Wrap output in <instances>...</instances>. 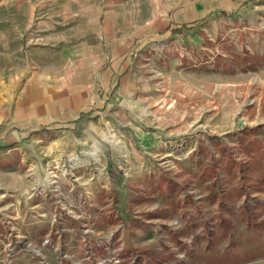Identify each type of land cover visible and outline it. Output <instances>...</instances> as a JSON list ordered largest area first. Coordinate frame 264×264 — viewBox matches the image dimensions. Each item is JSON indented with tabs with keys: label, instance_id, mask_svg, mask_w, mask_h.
I'll return each instance as SVG.
<instances>
[{
	"label": "rangeland",
	"instance_id": "374dc122",
	"mask_svg": "<svg viewBox=\"0 0 264 264\" xmlns=\"http://www.w3.org/2000/svg\"><path fill=\"white\" fill-rule=\"evenodd\" d=\"M127 59L145 85L0 145V264H264V0Z\"/></svg>",
	"mask_w": 264,
	"mask_h": 264
},
{
	"label": "crops",
	"instance_id": "0c3cea01",
	"mask_svg": "<svg viewBox=\"0 0 264 264\" xmlns=\"http://www.w3.org/2000/svg\"><path fill=\"white\" fill-rule=\"evenodd\" d=\"M249 1L0 0V145L62 126L99 94L108 104L121 88L145 85L127 62L134 43L179 40ZM168 63L184 70L178 58Z\"/></svg>",
	"mask_w": 264,
	"mask_h": 264
},
{
	"label": "trees",
	"instance_id": "16d2710c",
	"mask_svg": "<svg viewBox=\"0 0 264 264\" xmlns=\"http://www.w3.org/2000/svg\"><path fill=\"white\" fill-rule=\"evenodd\" d=\"M245 219L247 220V224L248 225H252V224H254L253 226L260 225L259 224L260 222H255V221L254 222H251L252 219L248 215L245 216ZM230 224L231 223H228L229 227L231 228L232 225H230ZM219 225H220V229H224L225 230V228H227V221L224 220V221L220 222ZM225 232H222L221 237H225V234H226ZM206 240H207V245H214V244H216L212 239H209V237H207ZM221 255H223V254H221Z\"/></svg>",
	"mask_w": 264,
	"mask_h": 264
}]
</instances>
